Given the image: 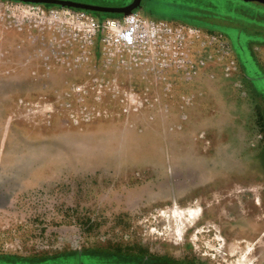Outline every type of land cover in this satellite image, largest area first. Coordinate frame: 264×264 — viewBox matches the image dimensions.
Listing matches in <instances>:
<instances>
[{"label": "rangeland", "instance_id": "rangeland-1", "mask_svg": "<svg viewBox=\"0 0 264 264\" xmlns=\"http://www.w3.org/2000/svg\"><path fill=\"white\" fill-rule=\"evenodd\" d=\"M149 2L184 54L109 64L40 8L125 15L0 0V264H264V9Z\"/></svg>", "mask_w": 264, "mask_h": 264}, {"label": "built area", "instance_id": "built-area-1", "mask_svg": "<svg viewBox=\"0 0 264 264\" xmlns=\"http://www.w3.org/2000/svg\"><path fill=\"white\" fill-rule=\"evenodd\" d=\"M41 11V19L52 25L67 21L70 29L73 23L81 26L78 30H73L75 37L86 39L89 45H93L101 33L104 55L109 64L114 61L121 62L126 53H130L135 60L169 59V54L174 48L181 51V55L185 53V37L178 35L176 42L180 43L181 47L175 46V43H172L175 41L172 28L161 29L154 21L135 12L122 18L102 21L91 15L76 14L71 10Z\"/></svg>", "mask_w": 264, "mask_h": 264}, {"label": "water", "instance_id": "water-1", "mask_svg": "<svg viewBox=\"0 0 264 264\" xmlns=\"http://www.w3.org/2000/svg\"><path fill=\"white\" fill-rule=\"evenodd\" d=\"M9 1L24 2V3H31L37 5H55L69 9H80L94 13L122 14L125 16H129L135 10L141 8V3L143 0H134V2L131 5L125 7H105V6L91 5V4L66 1V0H9ZM248 1L259 2L264 4V0H248Z\"/></svg>", "mask_w": 264, "mask_h": 264}, {"label": "flooded vegetation", "instance_id": "flooded-vegetation-1", "mask_svg": "<svg viewBox=\"0 0 264 264\" xmlns=\"http://www.w3.org/2000/svg\"><path fill=\"white\" fill-rule=\"evenodd\" d=\"M90 1L109 3L111 5H117V6H114V7H125V6H128V5H131L134 2V0H90ZM238 1L243 2V4H245L246 6H248L250 8H252V7H256L257 8L258 7V8L264 9V4L259 3V2H253V1H248V0H238ZM86 4H88V3H86ZM150 4L151 3L149 2V0H143L142 3H141V8H139L138 10H135L134 12L149 10V8L151 6ZM93 5H95V4H93ZM170 5L172 7H174V8H179L178 10L181 9L182 11H187V10L198 11V12L199 11H204L203 7H199V6L195 5V4H181V3L175 2V3H171ZM108 7H111V6H108Z\"/></svg>", "mask_w": 264, "mask_h": 264}, {"label": "trees", "instance_id": "trees-1", "mask_svg": "<svg viewBox=\"0 0 264 264\" xmlns=\"http://www.w3.org/2000/svg\"><path fill=\"white\" fill-rule=\"evenodd\" d=\"M46 6H54V5H46ZM88 256H90V255H86V256H84V258H78V259H73V260H70L69 259V261H70V263L71 264H86L87 263V261H85V257H88ZM97 257H99V256H97ZM64 258V257H63ZM100 258H104V257H100ZM60 259V258H59ZM114 259H116V258H114ZM105 260V259H104ZM109 262H112V260H108ZM108 261H103L102 259H101V261H96V263H93V264H110Z\"/></svg>", "mask_w": 264, "mask_h": 264}, {"label": "crops", "instance_id": "crops-1", "mask_svg": "<svg viewBox=\"0 0 264 264\" xmlns=\"http://www.w3.org/2000/svg\"><path fill=\"white\" fill-rule=\"evenodd\" d=\"M6 4H1V6H5ZM41 10H43L42 8H40Z\"/></svg>", "mask_w": 264, "mask_h": 264}]
</instances>
